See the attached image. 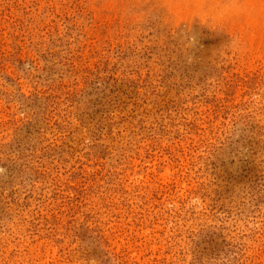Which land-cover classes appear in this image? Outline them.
Wrapping results in <instances>:
<instances>
[{"label":"rangeland","instance_id":"1","mask_svg":"<svg viewBox=\"0 0 264 264\" xmlns=\"http://www.w3.org/2000/svg\"><path fill=\"white\" fill-rule=\"evenodd\" d=\"M263 1L0 0V264H264Z\"/></svg>","mask_w":264,"mask_h":264},{"label":"bare ground","instance_id":"2","mask_svg":"<svg viewBox=\"0 0 264 264\" xmlns=\"http://www.w3.org/2000/svg\"><path fill=\"white\" fill-rule=\"evenodd\" d=\"M234 1H235V0H234ZM238 1H239V0H238ZM251 2H252V1H251ZM263 2H264V1H263ZM256 3H257V1H256ZM249 4H250V3H249ZM252 5H253V3H252ZM236 6H238V5H236ZM236 6H235V7H236ZM256 6H257V5H256ZM226 7H227V6H226ZM226 7H225V8H226ZM228 7H229V6H228ZM241 7H242V6H241ZM241 7H240V9H241ZM244 7H245V6H244ZM248 7H249V6H248ZM262 7H263V6H262ZM249 8H250V7H249ZM252 8H253V7H252ZM252 8H251V9H252ZM254 8H255V6H254ZM201 9H202V8H201ZM223 9H224V8H223ZM238 9H239V8H238ZM240 9H239V10H240ZM210 10H211V9H210ZM226 10H227V9H226ZM228 10H230V8H229ZM246 10H247V9H246ZM263 10H264V9H263ZM263 10H262V12H263ZM240 11H241V10H240ZM203 12H204V11H203ZM209 12H210V11H209ZM236 12H237V10H236ZM241 12H242V11H241ZM232 13H233V11H232ZM232 13H231V14H232ZM256 13H257V11H256ZM227 14H228V12H227ZM259 14H260V13H259ZM262 14H263V13H262ZM210 15H211V14H210ZM252 15H253V14H252ZM254 16L256 17V15H254ZM261 18H262V17H261ZM254 20H255V19H254ZM259 20H260V19H259ZM262 21L264 22L263 19H262ZM248 22H249V21H248ZM258 24H259V21H258ZM242 26H243V25H242ZM254 27H255V25H254ZM253 29H254V28H253ZM257 29H258V28H257ZM254 30H255V29H254ZM258 31H259V30H258ZM254 33H255V32H254ZM258 36H259V35H258ZM256 37H257V36H256ZM259 39H260V38H259ZM259 43H260V42H259ZM262 44H263V43H262Z\"/></svg>","mask_w":264,"mask_h":264}]
</instances>
